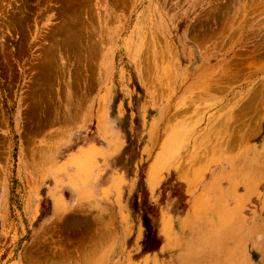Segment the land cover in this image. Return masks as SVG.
<instances>
[{
  "label": "rangeland",
  "instance_id": "374dc122",
  "mask_svg": "<svg viewBox=\"0 0 264 264\" xmlns=\"http://www.w3.org/2000/svg\"><path fill=\"white\" fill-rule=\"evenodd\" d=\"M63 248L264 264V0H0V264Z\"/></svg>",
  "mask_w": 264,
  "mask_h": 264
},
{
  "label": "crops",
  "instance_id": "0c3cea01",
  "mask_svg": "<svg viewBox=\"0 0 264 264\" xmlns=\"http://www.w3.org/2000/svg\"><path fill=\"white\" fill-rule=\"evenodd\" d=\"M80 192L82 195H84V193H83L84 190H81ZM119 196L120 195H119L118 191H113V201L118 206L117 208H114L116 210L115 212H117V213L119 212L120 214H126L132 208L130 206H128V204H125L123 202L121 205H119V202H118ZM138 209H140V208H138ZM190 209H193L192 205H191ZM43 210L44 211L48 210V212H52L53 217H60L59 215L65 214V210H64L63 204L60 202V199H56L55 209H43ZM107 210H109V209H107ZM151 210H153V209H151ZM151 210L149 209V210H146L145 212H148ZM168 210H171V209H168ZM142 212H143V210H142ZM47 214H49V213H47ZM163 214H165V213L163 212ZM48 224L52 225V227H55V228H60L61 226H64V223L59 222V221L49 222ZM100 224H102L103 228H107V226H108L107 225L108 223H100ZM160 229L162 231L163 225L161 226ZM160 237H161V233H160ZM109 248L106 247L105 252H103L104 256H106V255L108 256L107 258H109L112 255L111 249H109ZM101 252H102V250H101ZM70 254L71 253L67 252L64 248L61 251H59V250L53 251L52 255H51V260L53 261L52 264H95V261L93 260V256L95 254H93L92 252H87L86 254L83 253V254L79 255L77 260L73 261L72 263H71Z\"/></svg>",
  "mask_w": 264,
  "mask_h": 264
},
{
  "label": "bare ground",
  "instance_id": "6f19581e",
  "mask_svg": "<svg viewBox=\"0 0 264 264\" xmlns=\"http://www.w3.org/2000/svg\"><path fill=\"white\" fill-rule=\"evenodd\" d=\"M152 179V178H151ZM152 181V180H151Z\"/></svg>",
  "mask_w": 264,
  "mask_h": 264
}]
</instances>
